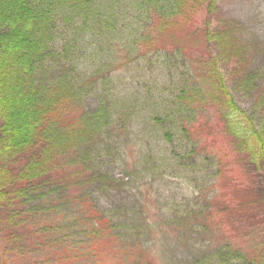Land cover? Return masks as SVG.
<instances>
[{
  "label": "trees",
  "instance_id": "1",
  "mask_svg": "<svg viewBox=\"0 0 264 264\" xmlns=\"http://www.w3.org/2000/svg\"><path fill=\"white\" fill-rule=\"evenodd\" d=\"M51 2H64L81 15L90 0H0V264H146L138 236L123 240L121 221L92 196L102 178L114 182L110 169L119 156H105L103 173L84 169L81 154L70 148L90 131L80 120L85 112L68 97L69 74L59 73L55 86L33 79L48 54L42 27ZM217 3L173 0L166 13L149 8L156 19L153 30L191 57L206 48L214 62L208 42L224 35L228 23L215 13ZM86 21L80 28L88 27ZM201 67L207 68L197 62L196 75L189 64L193 79L207 83L206 89H194L193 96L181 91L182 116L171 120L172 127H181L183 139L195 141L196 150L217 149L210 154L215 161L211 188L202 192L212 189L211 198H204V209L194 217L202 220L204 231L213 234L215 227L220 250L232 247L241 253L240 264H264V89L246 113L216 69L201 78ZM243 74L248 77L241 68L237 76ZM106 113L99 106L93 117L99 122ZM120 200L125 214L127 200Z\"/></svg>",
  "mask_w": 264,
  "mask_h": 264
},
{
  "label": "rangeland",
  "instance_id": "2",
  "mask_svg": "<svg viewBox=\"0 0 264 264\" xmlns=\"http://www.w3.org/2000/svg\"><path fill=\"white\" fill-rule=\"evenodd\" d=\"M172 2L90 0L81 15L64 2L52 3L44 12L47 26L42 27V47L48 54L33 79L54 85L59 73L69 74L68 97L85 112L80 120L90 131L70 148L81 154L84 169L99 168L103 173L105 156H119L110 169L114 182L102 178L92 196L121 221L122 234L127 235L123 240L138 236L149 258L143 256L146 264H240L241 253L232 247L220 250L215 227L213 234L204 231L202 220L194 217L204 209V198H211L212 189L202 192L211 188L215 161L210 154L217 149L207 143L213 148L196 150L195 141L183 139L181 127H172L171 120L182 116L177 101L181 91L193 96L194 89L208 85L193 79L189 70L191 63L196 74L199 61L207 67L197 69L201 78L216 69L234 101L249 112L264 89V0H218L215 13L228 23L224 35L208 42L214 62L204 53L206 48L194 50L198 58L191 57L153 30L156 19L149 8L166 13ZM83 20L87 28H80ZM237 66L247 78L237 76ZM209 79L214 80L212 73ZM99 106L108 113L98 122L93 114ZM120 199L127 200L125 214Z\"/></svg>",
  "mask_w": 264,
  "mask_h": 264
}]
</instances>
